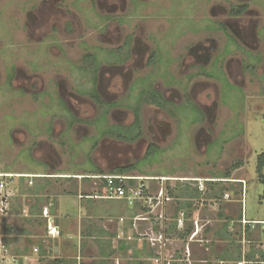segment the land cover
<instances>
[{"label": "flooded vegetation", "instance_id": "flooded-vegetation-1", "mask_svg": "<svg viewBox=\"0 0 264 264\" xmlns=\"http://www.w3.org/2000/svg\"><path fill=\"white\" fill-rule=\"evenodd\" d=\"M64 1L41 0L32 21L40 25L52 21V26L64 21L70 12L69 4L65 5ZM200 1V9H197L198 0L194 4L199 16L196 29L183 31L177 37L178 41L172 42L168 36L172 33L171 25L160 39L146 34L148 16L139 9L141 0H98L95 20L106 47L86 45L82 61L78 64L82 77H85H81L80 84L71 83L60 75H56L55 82H50L43 75L48 73L43 69L46 66L44 63L51 65L50 59L36 58L38 65L35 64V72L34 62L32 71L21 63L2 62L4 68H0V86L17 88L16 91L21 94L29 88L35 97L46 93L45 88H57V97L68 112L91 108L95 118H77L72 113L74 121L67 123L69 133L78 134L81 131L80 144L83 145V141L89 143L87 152L92 154L85 162L91 167L103 169V164L109 167L119 165L135 168L133 171L139 173L149 164L147 155L151 147L158 148L157 159L163 154L161 144L167 143L170 138L174 143L178 139L180 123L175 114L186 103L196 106V121L191 127H197L195 147L208 154L220 124L230 125L223 112L230 110L226 106L230 104L231 95L237 92L246 94L257 74L260 71L264 73V3L257 4L260 0L257 3L255 0ZM136 18L141 20L137 30L123 34L121 29L131 26L130 21ZM68 25L74 28L75 22ZM190 34L202 36V39L193 42L183 54H175L173 49L167 51L166 45L170 41L171 47L177 48L180 39ZM48 41V36H44L39 45L47 46ZM115 45L116 48L113 47ZM101 52L108 58L100 57ZM62 55L64 57L60 58L59 64L65 66L70 60L65 53ZM153 93L161 97L165 106L148 103ZM137 109L142 120L140 133L139 129L135 132L133 128ZM171 120L176 121V134ZM120 132L139 133V136L135 141L128 142L117 137ZM235 135L239 136L240 132L236 131ZM42 145L47 144H38ZM144 148L146 153L143 157H127L131 150L139 152ZM47 149H52V146ZM45 155L52 160L47 163L48 166L59 160L57 157L55 162L51 154ZM153 158L150 164L155 162Z\"/></svg>", "mask_w": 264, "mask_h": 264}, {"label": "rangeland", "instance_id": "rangeland-1", "mask_svg": "<svg viewBox=\"0 0 264 264\" xmlns=\"http://www.w3.org/2000/svg\"><path fill=\"white\" fill-rule=\"evenodd\" d=\"M97 1L65 0V5L68 3L70 7L69 15L64 21L52 26V21L45 22L44 25L33 22L36 8L41 4V0H0V64L8 60L7 64L21 63L32 71L34 62L35 72L37 60L47 58L50 59L51 65L44 63L46 66L43 69L48 73L43 75H46L50 82H55L56 75H60L72 81L71 83L80 84L82 73L78 64L82 61L86 45L106 47L102 43L101 31L97 30L95 20ZM141 1L138 4L139 9L149 17V19L146 17L145 23L148 27L147 35L152 34L159 38L171 25L172 33L168 36L172 42H175L183 31L190 32L196 29V20L199 17L196 15V5H194L196 0ZM198 1L197 9H200L201 1ZM255 2L257 3V0ZM261 3H264V0H260L257 4ZM129 13L131 16L132 13ZM67 22L70 24L75 22L74 28H71ZM140 23L141 20L132 19L131 26L121 30L123 34L125 31L131 34L137 30ZM176 25L178 26L175 27ZM44 36H48L49 39L47 46L39 45ZM200 39L202 36L196 37V34H190L180 39L177 48L173 45L172 48L171 41H168L170 44L166 45V49L167 51L173 49L172 52L175 51V54H183L193 42ZM62 53L68 55L72 62L69 61L66 67L59 64L60 58L64 57ZM99 56L103 59L108 58L102 52ZM262 72L260 71L254 78V83L246 94L237 92L231 95L230 106L228 104L226 106L230 110L223 112L230 125H222L223 122L220 124L214 135L216 140L214 139L215 142L211 144L208 154L195 147L194 136L197 127H191L196 121V106L186 103L177 109L175 114L180 123L178 139L174 143L170 138L167 143L161 144L163 154L157 159L154 157L155 162L144 166L140 171L150 176L165 174L186 176L190 177L187 178L188 181L193 177H201L198 183L208 189L205 193L209 197L210 189L205 184L210 181L218 182L217 178L223 177L227 170L230 171L234 165L240 163L241 171L233 174L235 178L246 179L242 192L245 217L250 220L264 219V182L260 181L257 171L258 156L264 153V73ZM82 78L85 79L84 76ZM78 89L88 91L92 88H76ZM16 90L17 88L0 86V175H7L0 178V181L6 185L0 196L9 200L8 205L2 207L0 218V264H24L21 258L14 256L13 250L16 248L21 250L28 248L29 257L34 258V223L30 226L26 224L25 219L34 218L31 215V210H34V168L42 169L52 161L45 154H51L55 162L59 157L56 164L52 162L53 166L61 164L65 168H70L68 167L70 164L74 165L72 167L74 170L92 169L90 164L85 162L92 154L87 152L89 143L83 141V145L80 144L81 131H78V134L69 133L67 123L74 121L72 113L77 118L89 116L95 118L93 110L77 108L76 111L68 112L57 97V88H45L46 93L37 97L32 95L29 88L22 94ZM171 122L176 134L178 129L176 121L171 120ZM236 131L240 132L239 136L235 135ZM40 143L47 145L38 146ZM48 146H52V149H47ZM132 151L127 153L129 159L134 156L141 158L146 153L145 148L138 150L139 152ZM22 176L25 178L21 179ZM182 180L185 179L180 181L174 179L168 181V184L180 186ZM11 206L13 209L10 208ZM5 222L9 226H4ZM3 237L11 243L9 248H4ZM16 240L19 241L13 244Z\"/></svg>", "mask_w": 264, "mask_h": 264}, {"label": "crops", "instance_id": "crops-1", "mask_svg": "<svg viewBox=\"0 0 264 264\" xmlns=\"http://www.w3.org/2000/svg\"><path fill=\"white\" fill-rule=\"evenodd\" d=\"M73 166L34 168V258L27 254L21 258L24 264H162L157 262L162 245H153L148 237L158 233L167 239L166 257L176 259L177 264H185L179 260L185 259L187 246L191 264H264V219L245 217L246 179L233 174L242 166L229 177L227 170L218 182H207L209 197L208 189L198 183L201 177L188 181L190 177L181 175L127 173L185 179L180 186L165 184L171 202L158 212L165 213V223L158 216L135 222L145 211L142 204L130 206L126 200L105 196L106 185L98 176L118 174L125 168L103 164V169L81 171ZM146 184L153 195L163 185L161 181ZM50 224L56 232H49Z\"/></svg>", "mask_w": 264, "mask_h": 264}, {"label": "built area", "instance_id": "built-area-1", "mask_svg": "<svg viewBox=\"0 0 264 264\" xmlns=\"http://www.w3.org/2000/svg\"><path fill=\"white\" fill-rule=\"evenodd\" d=\"M7 177V175H0V178ZM98 178L103 181L106 185V197L109 199H119V200H126L130 206H135L137 203L142 204L145 211L139 217L136 218L135 222H148L150 221L151 216H158V218L165 223L167 217L164 212H161L159 215V210L164 209L170 202L171 198L168 195V192L165 188V184L172 179L167 178H150V177H143V176H134L131 174H113V175H101ZM150 181H161L163 184L161 189L156 195H153L149 192V185L146 182ZM243 184L245 182L243 181ZM5 184L3 181H0V193L3 192L5 189ZM2 200L0 203V212H2V207L8 205V199ZM244 224H252L255 226L257 223H251L244 221ZM49 232L54 233L56 232V228L52 227L50 224ZM196 236L194 234L191 238ZM149 241L153 243V245L160 244L162 245V252L159 253L161 259L157 260L158 263L162 264H177L178 261L174 258H167L165 251L167 248V239L163 233H158L157 235H150ZM5 248V247H4ZM37 252V250H35ZM185 259H182L179 262L185 264H191L190 257H191V250L189 246L185 251Z\"/></svg>", "mask_w": 264, "mask_h": 264}, {"label": "trees", "instance_id": "trees-1", "mask_svg": "<svg viewBox=\"0 0 264 264\" xmlns=\"http://www.w3.org/2000/svg\"><path fill=\"white\" fill-rule=\"evenodd\" d=\"M149 97H150V100L148 101V103L150 105L154 104V105L159 106V107L165 106V102L163 100H161V97L159 95H157L156 93L155 94L154 93L151 94ZM135 117H136V123H135V125H134L133 128H134V131H135V129H139L140 130L139 133H140L141 132V124H142L141 121L142 120H141V113H140V110L139 109L136 110ZM131 133L128 134V133L120 132V134H118L117 137L120 138V139H123L125 141H128V142H133V141H135L138 138L139 133L138 134L135 133V135L134 134H131ZM157 154H158V148L157 147H154V146L151 147V150H150V152L147 155V163L150 164V162L153 161L151 159L153 157H156ZM239 167H241L240 166V163L234 165L233 168L230 171H228L226 175L229 177L231 175V172L234 171V170H236V169H238ZM134 169L135 168H125V169H121L117 173L118 174H127V173L132 172ZM257 171H258V174H259L260 181L264 182V153L258 156ZM139 172L142 173V174H144L140 170H139ZM24 178L25 177H21V179H24ZM3 199H5V198L0 196V203L2 202ZM8 202H9V200H8ZM10 208L13 209L12 206ZM0 218H1V212H0ZM33 219L34 218H29V217L26 218L25 219L26 224L32 226V224L34 223V220ZM4 226H9V225L7 224V222H5L4 223ZM2 241L4 243V247H6V248H9L10 247L11 243H9L6 238L3 237L2 238ZM18 241L19 240L14 241L13 244H16ZM28 252H29L28 251V248H24L23 250H21L19 248H16L15 250H13L14 256L15 257H18V258H23V257L27 256Z\"/></svg>", "mask_w": 264, "mask_h": 264}]
</instances>
